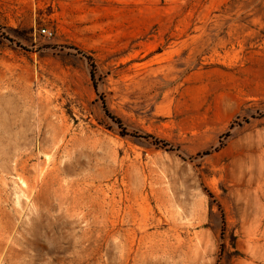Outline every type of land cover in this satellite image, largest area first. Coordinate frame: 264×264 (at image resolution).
Wrapping results in <instances>:
<instances>
[{"label":"rangeland","instance_id":"374dc122","mask_svg":"<svg viewBox=\"0 0 264 264\" xmlns=\"http://www.w3.org/2000/svg\"><path fill=\"white\" fill-rule=\"evenodd\" d=\"M0 264H264V0H0Z\"/></svg>","mask_w":264,"mask_h":264},{"label":"built area","instance_id":"2783aa9c","mask_svg":"<svg viewBox=\"0 0 264 264\" xmlns=\"http://www.w3.org/2000/svg\"><path fill=\"white\" fill-rule=\"evenodd\" d=\"M39 33L46 36V37H52L53 36V32H51L48 29H40Z\"/></svg>","mask_w":264,"mask_h":264}]
</instances>
